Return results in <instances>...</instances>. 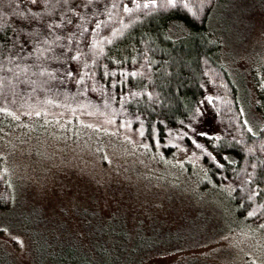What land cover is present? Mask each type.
Here are the masks:
<instances>
[{"label":"trees","instance_id":"16d2710c","mask_svg":"<svg viewBox=\"0 0 264 264\" xmlns=\"http://www.w3.org/2000/svg\"><path fill=\"white\" fill-rule=\"evenodd\" d=\"M225 2L0 0V134L16 113L58 99L126 124L146 147H186L203 185L226 194L236 233H262L264 247V65L229 70L213 17ZM205 119L211 126L199 133ZM4 166L0 159V232L18 192ZM125 223L97 218L90 243L64 240L61 250L55 234L12 228L42 250L32 264H140L158 245L154 225L129 231ZM0 263L15 264L1 252Z\"/></svg>","mask_w":264,"mask_h":264},{"label":"rangeland","instance_id":"374dc122","mask_svg":"<svg viewBox=\"0 0 264 264\" xmlns=\"http://www.w3.org/2000/svg\"><path fill=\"white\" fill-rule=\"evenodd\" d=\"M213 17L221 22L231 73L249 66L258 71L264 65V0H226ZM42 102L31 114L16 113L0 134L3 169L18 190L6 212L10 226H1V254L15 264L44 255L14 226L32 237L55 234L61 250L69 243L64 240L90 243L97 218L117 217L129 231L154 225L158 245L140 264H264L263 234L236 233L226 194L203 185L196 154L186 147L171 154L146 147L126 124L82 103ZM200 124L199 133L211 126L208 119ZM25 213L30 224L18 220ZM170 236L183 241L167 244Z\"/></svg>","mask_w":264,"mask_h":264}]
</instances>
